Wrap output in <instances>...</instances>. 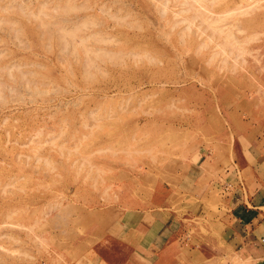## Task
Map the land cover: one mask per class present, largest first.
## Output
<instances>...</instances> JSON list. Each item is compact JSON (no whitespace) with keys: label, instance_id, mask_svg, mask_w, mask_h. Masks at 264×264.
Segmentation results:
<instances>
[{"label":"rangeland","instance_id":"374dc122","mask_svg":"<svg viewBox=\"0 0 264 264\" xmlns=\"http://www.w3.org/2000/svg\"><path fill=\"white\" fill-rule=\"evenodd\" d=\"M255 131L264 0H0V264H90L97 214L159 206Z\"/></svg>","mask_w":264,"mask_h":264},{"label":"crops","instance_id":"0c3cea01","mask_svg":"<svg viewBox=\"0 0 264 264\" xmlns=\"http://www.w3.org/2000/svg\"><path fill=\"white\" fill-rule=\"evenodd\" d=\"M255 134H239L237 139L245 141L231 149L232 159L218 160L216 168L190 165V175L181 182L155 184L151 198L158 187L169 192L149 211L96 213L90 264H111L100 255L105 231L127 246V264H264V142L257 137L252 146ZM216 188L222 202L213 213L203 199ZM175 193L183 195L178 204ZM115 214L118 221L112 225L98 222Z\"/></svg>","mask_w":264,"mask_h":264},{"label":"bare ground","instance_id":"6f19581e","mask_svg":"<svg viewBox=\"0 0 264 264\" xmlns=\"http://www.w3.org/2000/svg\"><path fill=\"white\" fill-rule=\"evenodd\" d=\"M210 36H211V35H210ZM227 36H228V35H227ZM228 37H229V36H228ZM232 37H233V36H232ZM222 45H224V44H222ZM241 48H242V47H241ZM222 49H223V48H222ZM220 50H221V49H220ZM230 51H231V50H230ZM230 51H229V52H230ZM223 53H224V51H223Z\"/></svg>","mask_w":264,"mask_h":264}]
</instances>
